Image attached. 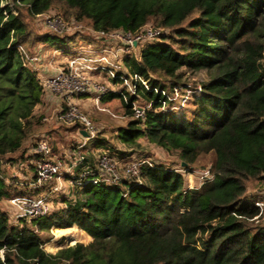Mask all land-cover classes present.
Instances as JSON below:
<instances>
[{
  "label": "trees",
  "instance_id": "16d2710c",
  "mask_svg": "<svg viewBox=\"0 0 264 264\" xmlns=\"http://www.w3.org/2000/svg\"><path fill=\"white\" fill-rule=\"evenodd\" d=\"M53 8L94 33L135 35L150 20L166 30L123 56L112 79L120 89L100 100H120L124 145L145 136L175 151L186 172L210 156L212 177L187 187L171 166L143 163L139 181L75 187L73 200L28 223L10 224L0 208V264H264L263 198L248 193L249 183L264 185V0H0V201L29 193L6 179H14L9 166L28 160L23 145L41 120L33 111L43 86L23 53L35 41L25 15ZM42 39L65 52L77 46L76 34ZM184 69L205 78L190 106L173 110L168 91L187 85ZM135 75L145 84L129 92L122 78ZM69 127L83 139L78 122ZM105 144L96 133L82 150ZM71 226L91 239L44 249L40 232Z\"/></svg>",
  "mask_w": 264,
  "mask_h": 264
},
{
  "label": "rangeland",
  "instance_id": "374dc122",
  "mask_svg": "<svg viewBox=\"0 0 264 264\" xmlns=\"http://www.w3.org/2000/svg\"><path fill=\"white\" fill-rule=\"evenodd\" d=\"M25 21L28 28L31 30L32 35L35 37V41L32 44H26L23 46V50L28 54L29 58H26L25 62L33 70L37 72V75L41 81H45L49 76L55 74L56 71L64 69L67 66L68 61L76 56H84L87 59H91L90 65L102 64V66H110L114 72L116 70H124L122 58L125 54L133 52L136 56L139 51V46L146 41L157 40L158 38L138 40L136 44L127 46V43L123 39L112 36H96L86 21H77L74 18H65L61 12H58L55 8L50 11L37 15L28 16L25 15ZM51 21V23H50ZM147 25L153 26V21H148ZM162 30V28H160ZM166 31V30H162ZM43 34H57L59 37L74 35L77 36V46L74 48L69 47L68 51L57 49L54 43H46L42 36ZM120 34V33H118ZM86 37L91 41L80 40V37ZM105 52V53H102ZM106 55L107 61H99L102 55ZM35 58V59H34ZM83 66V64H81ZM106 68V67H105ZM185 75L188 78L186 87L178 88L176 91L169 92L173 102V110H182L190 106L191 96L194 92H199V85L204 80L205 75L203 72L191 73L190 70L184 69ZM100 69L86 71V76L94 82L103 83L115 88H119V82L114 83L110 79V75L105 73H99ZM103 72V70H102ZM190 89L187 93L186 89ZM75 104L78 109L83 112L94 124L97 137L103 140L105 145L88 146L83 148L85 156L89 157V167L93 166L94 158L92 153L105 152L116 160L117 162V177L120 179L133 180L124 173V165L133 158L147 159L153 164H162L166 167H172L180 171L185 178V185L187 187H198L201 183V174L207 170L210 162V156H202L198 161V165H195L191 172H186L180 168L179 157L175 151H168L156 144L150 143L145 136L139 138V146L124 145L117 137L116 134L121 126H124L129 117L124 115V109L118 98H113L106 101H97L94 93L91 95H80L74 98ZM139 107L138 102L134 103ZM63 100L60 95L52 93L48 89L44 90L41 103L34 107V114L40 117V124L34 128L32 133L28 136L27 141L23 145L27 149L25 156L29 154V148L31 147L35 138L42 134L45 135L50 143L53 153L61 155L66 162V167H69L70 162L74 156L71 154L72 146H76L83 140L79 137L75 130L70 131L71 123H61L56 119V114L61 110ZM144 104H141L142 107ZM87 140L84 142L86 143ZM77 142V143H75ZM120 153V155H119ZM64 166V168H66ZM100 170L102 176H107L105 172ZM75 170V169H74ZM71 170H62L63 172H70ZM10 176H14L17 180L19 178L30 176L33 174V170L28 166L26 168H20V166L11 165L8 167ZM65 174V173H64ZM67 174V173H66ZM8 183L13 180L8 176L6 177ZM66 175H61L56 180H50L45 187L57 186V197L52 201L53 210L64 206L63 200H73L76 196L75 189L68 180ZM249 194H256L259 192L258 197H262L260 201L264 202V185L261 187L254 183H249ZM0 208L7 212L9 216V223L13 225L24 224L23 221L16 219L17 210L7 198L0 201ZM264 222V215L261 217ZM28 223V221L26 222ZM40 237L45 240L43 247L48 252H55L58 248L75 243L76 241L88 242L91 238L84 231L80 230L76 226L52 228L50 232H40Z\"/></svg>",
  "mask_w": 264,
  "mask_h": 264
},
{
  "label": "built area",
  "instance_id": "2783aa9c",
  "mask_svg": "<svg viewBox=\"0 0 264 264\" xmlns=\"http://www.w3.org/2000/svg\"><path fill=\"white\" fill-rule=\"evenodd\" d=\"M51 23V21H50ZM120 33V34H118ZM160 34V29L154 26L146 25L137 34L133 35L123 31H112L108 34L103 32L96 33V36L105 37L112 36L123 39L127 46L136 44L138 40L153 39ZM25 58H29L28 54L23 50ZM105 53V52H102ZM35 59V58H34ZM108 58L104 54L101 56L99 61H107ZM91 59H87L84 56H76L71 58L66 68L60 69L55 72L52 76H49L44 82L41 81L43 90L48 89L52 93L61 96L63 105L61 110L56 114V119L61 123H79V131L83 129L86 135H83V142L81 141L76 146L72 147L71 154L74 156L70 162V166L66 167V162L63 160L60 154L56 155L50 146V143L45 135H40L35 138L29 150L28 160L20 165V168L30 167L33 170V174L29 177H21L17 180L13 179L12 182L25 190H28V194H19L8 197V201L11 206L16 208V219L18 221H30L31 219L45 216L53 210L52 201L57 197L58 187H45L47 182L50 180H56L61 175H66L72 187H81L86 183L96 184L103 182L106 184H117L121 179L117 177V162L112 155L105 152H98L97 154L92 153L94 158L93 166L89 167L88 160L84 163L85 154L82 147L85 144V140L93 138L96 134V129L92 121L81 112L75 104L74 98L80 95H91L94 93L97 101L109 92H117L119 88L109 86L103 83L94 82L86 76V71L100 69L99 73H105L110 75V79L115 78V72L110 66H102V64L90 65ZM83 64V66H81ZM103 70V72H102ZM122 77V76H121ZM123 79L122 85L126 86L129 92L133 91L134 84L140 80L143 84L145 81L140 79L137 75L130 79ZM186 87V86H184ZM178 89V88H176ZM176 89L174 91H176ZM189 93L190 89H186ZM125 99V98H124ZM135 117H142L144 109L132 105ZM84 163L83 167H80ZM143 163L152 165L153 163L147 159L133 158L129 160L123 167L124 173L130 178L139 181V169ZM64 166L66 168H64ZM107 174L102 176L100 170ZM75 169V170H74ZM62 170H71L70 172H63ZM65 173V174H64ZM67 173V174H66ZM212 177L209 170H205L201 174V183L204 184ZM257 205L264 210V202L257 201ZM2 257V255H1Z\"/></svg>",
  "mask_w": 264,
  "mask_h": 264
},
{
  "label": "water",
  "instance_id": "95a60500",
  "mask_svg": "<svg viewBox=\"0 0 264 264\" xmlns=\"http://www.w3.org/2000/svg\"><path fill=\"white\" fill-rule=\"evenodd\" d=\"M80 133H81L82 135H84V136L86 135V132H85L83 129L80 130ZM182 164H183V163H182Z\"/></svg>",
  "mask_w": 264,
  "mask_h": 264
}]
</instances>
